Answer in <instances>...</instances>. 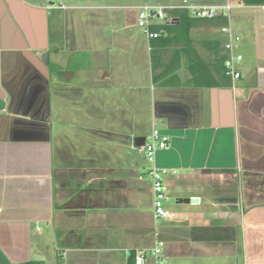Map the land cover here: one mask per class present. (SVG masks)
<instances>
[{
  "label": "crops",
  "instance_id": "1",
  "mask_svg": "<svg viewBox=\"0 0 264 264\" xmlns=\"http://www.w3.org/2000/svg\"><path fill=\"white\" fill-rule=\"evenodd\" d=\"M60 1L0 0V264H129L141 250L156 264L157 240L162 264H264V0L163 33L154 70L137 7L166 6L168 23L184 0ZM223 25L250 52L234 80ZM122 89L147 94L169 136L155 162L170 218H153L149 135L113 107Z\"/></svg>",
  "mask_w": 264,
  "mask_h": 264
},
{
  "label": "built area",
  "instance_id": "2",
  "mask_svg": "<svg viewBox=\"0 0 264 264\" xmlns=\"http://www.w3.org/2000/svg\"><path fill=\"white\" fill-rule=\"evenodd\" d=\"M51 7L65 8V5L60 0H49ZM171 9H183L188 12L191 17L214 19L218 17L229 16L230 4H213V5H195L187 3L185 0L178 6H172ZM166 6L142 4L137 7V26L141 28L148 39L156 38L159 33L153 32L150 26L157 23H165L166 20H171L166 14ZM220 32L225 34L226 40L223 43V48L226 50V56L223 59L222 65L224 68V75L234 80L240 77L238 66L242 60L241 54L235 52V49L240 45V37L233 34L228 25H223ZM169 136L156 128L152 127L150 135L144 140L142 150L145 160L149 163L147 173L151 179L152 189V205L153 218L162 219L170 218L171 214L165 208V201L167 200L166 189L164 185V175L166 170L156 165V153L159 150L168 147ZM163 242L161 240L155 241L154 245L149 248L148 254L151 255L156 264H162L161 252ZM146 252L141 250L135 255V263L141 264Z\"/></svg>",
  "mask_w": 264,
  "mask_h": 264
},
{
  "label": "rangeland",
  "instance_id": "3",
  "mask_svg": "<svg viewBox=\"0 0 264 264\" xmlns=\"http://www.w3.org/2000/svg\"><path fill=\"white\" fill-rule=\"evenodd\" d=\"M86 1H88V0H86ZM202 1H204V3L201 4V5L226 4V3H230V5H233V1L232 0H202ZM144 2H147V3L159 2V3H161V0H144ZM212 2H215V3H212ZM216 2H220V3H216ZM232 12H233V10L231 11V14H230L231 16H232ZM247 13H249V12L245 11V10L242 11V14H247ZM254 13H253V15H255ZM236 15H238V14H236ZM139 29L141 30L140 27H139ZM255 31L257 32L256 35H257L258 38L263 36V34H261L262 30H260L259 28L255 29ZM258 38L256 40L257 42L259 41ZM131 51H132L131 48H128L127 52H131ZM246 51H247V49L244 50L243 46H242L241 49H240V54L244 58L243 62H245L250 56V52H246ZM77 58H78L77 59L78 62H81L82 59H84L81 56H78ZM82 63H84V61ZM115 91H113V94H112V97L116 100V102L113 105V107L116 104H118V105L120 104V105L124 106L128 110L127 112H129V114H132V113L136 114L137 119L142 121V131L147 133V135H150L149 131L151 129L152 123H151V116H150V113H149V106H150V104H149V96L147 94L143 93V92L140 93L137 90H134L132 92L130 91L129 93H128V91H126L124 89L120 90L119 92H115ZM127 98H129V99L132 98V101L130 99L132 104L130 103L129 100L127 102V100H126ZM134 101H137V103L133 104ZM132 105H133V108H134V112H133ZM167 202H168L167 204H174L175 201H174L173 198H170Z\"/></svg>",
  "mask_w": 264,
  "mask_h": 264
},
{
  "label": "trees",
  "instance_id": "4",
  "mask_svg": "<svg viewBox=\"0 0 264 264\" xmlns=\"http://www.w3.org/2000/svg\"><path fill=\"white\" fill-rule=\"evenodd\" d=\"M243 3L245 4H256V3H261L263 0H241ZM175 18L172 22H168V23H157V24H153L150 26L151 31L153 32H158L159 35L156 38H152L149 39V45H150V52H151V64H152V69L154 70L155 67V55L156 53L153 52V48L154 46H156L157 42L160 41H165L167 39L166 37H163L162 34L166 33V34H174V37L176 38V40H178L180 38V36H187L189 33L190 28L194 25V23L198 20V19H205V18H194L191 17L187 11H183V12H179L175 14ZM218 19L217 23L222 24L225 22V17H218L215 18ZM163 44V43H162ZM222 58V62H223ZM165 73L167 72L164 71ZM162 72V73H164ZM195 74V72H193V75ZM223 74H224V68H223ZM226 77V76H225ZM156 78V75L153 74V79ZM134 257H132V260H129V264L134 263Z\"/></svg>",
  "mask_w": 264,
  "mask_h": 264
},
{
  "label": "water",
  "instance_id": "5",
  "mask_svg": "<svg viewBox=\"0 0 264 264\" xmlns=\"http://www.w3.org/2000/svg\"><path fill=\"white\" fill-rule=\"evenodd\" d=\"M177 202H191V203H196L197 202V198L178 199Z\"/></svg>",
  "mask_w": 264,
  "mask_h": 264
}]
</instances>
